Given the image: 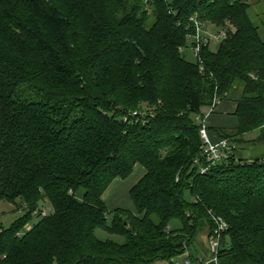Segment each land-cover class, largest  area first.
Returning a JSON list of instances; mask_svg holds the SVG:
<instances>
[{
	"label": "trees",
	"instance_id": "16d2710c",
	"mask_svg": "<svg viewBox=\"0 0 264 264\" xmlns=\"http://www.w3.org/2000/svg\"><path fill=\"white\" fill-rule=\"evenodd\" d=\"M250 8L0 0V202L25 210L8 228L0 222V264H174L186 253L198 263L219 218L218 263L264 264V153L239 155L246 143L264 147V39ZM192 17L226 33L196 62L180 50ZM234 92L238 126L219 134L235 153L201 174L197 118ZM138 163L137 213L117 208L109 221L103 195Z\"/></svg>",
	"mask_w": 264,
	"mask_h": 264
},
{
	"label": "rangeland",
	"instance_id": "374dc122",
	"mask_svg": "<svg viewBox=\"0 0 264 264\" xmlns=\"http://www.w3.org/2000/svg\"><path fill=\"white\" fill-rule=\"evenodd\" d=\"M248 2L251 5L250 8V14L255 21L256 25L259 26V31L261 34V37L264 39V0H248ZM209 28L212 30H217L212 24L206 23ZM220 43L213 42L210 44V48L213 51H216L219 47ZM185 56L186 58L191 61V62H196L198 60V57L194 54V52L191 49V42H189L188 47L185 48ZM235 92L232 93L230 96V100L235 101ZM240 95V91L238 93V96ZM217 109V108H216ZM147 108L144 110H139V111H146ZM207 111V106L203 107L202 112ZM217 110H215V114ZM197 122L199 120L197 119ZM230 124V123H228ZM224 138V137H223ZM230 140V139H229ZM264 153V147L261 146V144L256 143L255 145L246 143L242 146H240V157H244L247 159H252L257 156H260ZM146 172L145 168L143 165L140 163L136 164L134 167L133 172L131 175H129L127 178H117L114 180L112 185L107 189L104 195V200L106 201L105 203L108 206L109 213H108V218L109 221L112 220L114 216V210L117 208H122L126 209L134 214L137 213L136 207L131 199L130 196V189L131 187L135 184L136 181L142 178L144 173ZM186 198L191 201L192 196L189 191L186 192ZM40 207L46 211L48 214L51 213V206L49 203L40 204ZM25 210L20 209L19 205L17 204H11L5 201L0 202V222L4 225L5 228H8L11 226V224L20 218L21 216L24 215ZM38 221V217L34 216L29 227L31 228L33 224H35ZM176 225V223H175ZM97 236L102 239V240H107V239H112L116 240L118 242H123L124 239L121 236L110 234L102 229L97 230ZM202 243H204V247L208 246V241L207 239L203 236L201 238ZM197 248L199 249V253L202 256H207L208 254L204 252V248L201 245H198ZM194 253V252H193ZM196 253V252H195Z\"/></svg>",
	"mask_w": 264,
	"mask_h": 264
},
{
	"label": "built area",
	"instance_id": "2783aa9c",
	"mask_svg": "<svg viewBox=\"0 0 264 264\" xmlns=\"http://www.w3.org/2000/svg\"><path fill=\"white\" fill-rule=\"evenodd\" d=\"M150 0H147V8H149ZM191 22L194 25V32L188 34V40L191 42V49L194 54L199 57L201 45L212 44L213 42L220 43L225 37L226 33L224 30H212L207 26L206 23L201 22L199 19L192 17ZM186 47H181V51H185ZM217 106L212 105L208 108V114L204 115L203 118L198 117L201 127L200 136L202 139V145L200 153L194 159V165L197 166L201 174H206L210 172L213 168L217 167L224 160L230 158V156L235 153L236 145L232 143L228 138L220 137L214 139L211 135L209 125L207 122V116L214 113ZM135 115H146V111H136ZM36 214V212H35ZM48 213L46 211L42 212L45 216ZM227 228V223L222 219H218V228L215 234L209 239V250L210 257L200 262H193L188 258V253H186L183 260H176L174 264H219L218 263V251L221 246V233Z\"/></svg>",
	"mask_w": 264,
	"mask_h": 264
},
{
	"label": "crops",
	"instance_id": "0c3cea01",
	"mask_svg": "<svg viewBox=\"0 0 264 264\" xmlns=\"http://www.w3.org/2000/svg\"><path fill=\"white\" fill-rule=\"evenodd\" d=\"M216 110L217 111L215 114H210L207 116V122L209 125V129H210L211 135L214 139H218L221 137L219 134V131H221L223 129L232 130L238 126V118L235 115V111H236V102L235 101H232L230 99H226L220 103V105L217 107ZM202 113L204 115H207L208 114V107H207V111H203ZM228 123H230V124H228ZM145 173H144V175H145ZM138 181H136L135 184ZM104 195H105V193H104ZM104 195H103V198H104ZM155 264H168V262L162 261V262H156Z\"/></svg>",
	"mask_w": 264,
	"mask_h": 264
}]
</instances>
